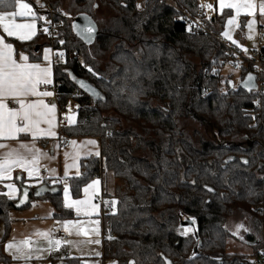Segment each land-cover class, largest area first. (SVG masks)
Wrapping results in <instances>:
<instances>
[{
  "label": "trees",
  "instance_id": "16d2710c",
  "mask_svg": "<svg viewBox=\"0 0 264 264\" xmlns=\"http://www.w3.org/2000/svg\"><path fill=\"white\" fill-rule=\"evenodd\" d=\"M26 1L38 16H48L46 6ZM169 1L192 14L199 8V0ZM141 2L72 0L65 11L61 0H48L51 17L61 22L56 36L49 39L43 31L47 23L38 20L35 38L12 40L33 60L39 58L34 48L45 45L64 53L53 65L57 104L63 111L71 99L81 108L75 124L61 133L99 138L100 155L81 160L82 175L69 178V189L79 197L94 176L104 171L114 175L117 203L103 215L102 246L103 257L119 264H264V90L239 85L249 73L244 64L237 85L232 74H222L229 57L215 37L189 31L166 2ZM93 5L112 13L98 19ZM79 13L97 23L99 33L91 45L72 32ZM225 17L210 21L215 36H220ZM70 52L81 60L70 58ZM80 78L98 89V98L78 89L75 81ZM260 81L264 77L256 78ZM193 119L208 136L197 128L186 129L185 122ZM55 188L32 198L30 194L29 200L44 198L54 206L55 216L70 218L62 190ZM15 208L16 199L0 193L3 264H11L3 245L8 213ZM235 212L249 220V231L238 237L227 228ZM185 216L195 223V233L182 234L179 223ZM231 235L249 245L252 255L227 252ZM49 260L84 264L68 256L64 247Z\"/></svg>",
  "mask_w": 264,
  "mask_h": 264
},
{
  "label": "snow or ice",
  "instance_id": "6c2138e0",
  "mask_svg": "<svg viewBox=\"0 0 264 264\" xmlns=\"http://www.w3.org/2000/svg\"><path fill=\"white\" fill-rule=\"evenodd\" d=\"M219 9L223 11L224 9H232L236 16L241 14L243 10L248 16H253L257 7L261 16H264V0H261L259 5L254 2V0H218ZM15 8L14 11H9L7 9ZM96 7V5H93ZM139 8L140 6L137 5ZM201 7L212 10V4H203ZM0 29L3 30L4 35L0 36V141L16 140L18 142V147L9 148L7 144L0 143V148H7L8 150L0 156V181L11 180L12 170L15 167H19L28 173L29 177H33L38 173V169L35 167L38 159L41 155H45L36 149L33 145L28 143H23L19 141L21 135H30L32 141L34 142L38 137L48 136L55 137L56 133L53 131L55 127L54 113L56 105H49L45 103L43 98L53 96V92L47 90H40V86L52 84V65L50 61L49 54L50 49H44V60L48 62L47 66L42 67L39 63H30L29 56L23 51L18 54L12 43L6 42L5 36L9 38H15L20 42L31 40L37 34V21L45 20L44 16H38L32 7L22 0H0ZM227 15V13H225ZM236 16H231L228 20V25H233L236 23ZM17 17H31L28 22L17 23ZM86 24L84 27L73 24V29L78 30V33L83 36L87 42H91L92 36L95 33V25L91 20L85 16ZM253 20H249L248 29L251 32L254 25ZM192 25H189L188 30L191 31ZM44 33L48 34L49 29L44 28ZM222 35L231 40L233 44L237 47H241L237 42L232 39L228 29L222 33ZM251 39V36L249 37ZM60 44H64V40L59 41ZM247 52V49H243ZM57 56L63 59L64 53L58 52ZM236 67H240L239 64ZM88 71L93 75L96 73L91 67ZM255 79L254 76L249 74L246 80L243 82L245 87L249 90L253 87L252 81ZM81 87L87 88V85L83 81L78 82ZM229 83H231L229 81ZM93 95L98 96L93 89H88ZM35 98V99H32ZM10 104L16 105L11 107ZM69 124H74L76 121L73 116L67 117ZM41 124H47L48 127L41 128ZM111 135V133H109ZM74 147L76 146V141L70 142ZM96 141L88 140L84 142V145H95ZM29 153L32 156L31 160H28L25 155L21 152ZM86 155H96L99 156V151L95 153L88 152ZM66 158L68 154H65ZM245 163H247L245 161ZM77 168L76 176L79 177L82 174L79 171V166L75 163L72 165ZM70 166L65 164V178H68V168ZM20 179V177H17ZM99 180H93L90 184L84 188V193L86 198L83 200H70L69 198V188L65 184L64 196H65V208L75 209L77 216L81 213L85 216H91L96 210V205L92 203V198L98 194ZM5 187L8 189L7 192L2 193L9 199H13L16 195L17 189L14 184H6ZM212 191V189H208ZM40 193L37 192V195ZM27 196V192L24 193ZM24 201L21 200V203ZM108 203V202H105ZM117 202L111 201V204L115 206ZM90 209V210H89ZM59 223V222H58ZM94 225H98L99 221H94ZM243 228L244 231H249V229L244 228L243 225H237V232L233 235H238L239 230ZM63 230L66 234L71 235L75 232L76 235H89L90 233L99 234L98 226H93L88 229L84 226V222L80 220L72 221L65 220L63 222ZM187 229L184 233L187 234ZM35 235L43 238L47 241L48 250L59 251L62 244H71V241H61L52 238L50 232H40L37 231ZM243 239V237H241ZM89 243L93 242L91 240L87 241ZM99 244V240L94 241ZM33 241L25 239L20 242L10 241L4 246L5 252H9L12 255L14 261H24L27 264L28 261L32 259H41L40 255L37 253L44 251L45 249L34 248ZM99 255V253H96ZM133 264V262H130Z\"/></svg>",
  "mask_w": 264,
  "mask_h": 264
},
{
  "label": "crops",
  "instance_id": "0c3cea01",
  "mask_svg": "<svg viewBox=\"0 0 264 264\" xmlns=\"http://www.w3.org/2000/svg\"><path fill=\"white\" fill-rule=\"evenodd\" d=\"M22 2L28 3L26 0H22ZM254 2L259 5L261 0H254ZM212 5L215 10L216 16H221L222 14L227 13L224 23L222 26V31L220 36L223 37L225 40L230 42L232 45L236 46L232 43L231 40L225 38L222 33L225 32L226 29L229 30L232 39H234L237 44L241 47H238L242 53H248L253 50L261 49L264 47V35L260 36V30L264 31V16H261L259 13V9L255 11L253 16H248L242 10L239 16H236V13L232 9H224L221 11L219 9L218 0H212ZM32 7V5H30ZM33 9V8H32ZM3 10V9H0ZM9 11H14L15 8L7 9ZM215 16V17H216ZM231 16H236V23L233 25H228V20ZM214 17V18H215ZM213 18V19H214ZM31 17H17V23H24L28 22ZM249 20H253L255 23L253 25V29L250 32L247 25ZM40 30L38 21H37V32ZM38 34V33H37ZM36 34V35H37ZM3 30L0 29V36H3ZM36 35L33 37L35 38ZM251 36V39L249 38ZM32 38V39H33ZM6 42L12 43L18 54L23 51L26 55L29 56L30 63H39L42 67L47 66L48 62L44 60V49L48 48L51 50L49 57L52 65V74H53V65L59 57L57 56L60 50L55 49L52 46L45 45L41 48H34V56H39L37 60H33L30 58V52L24 48H17L15 43L12 40L18 41L15 38L6 37ZM31 39V40H32ZM30 41V40H28ZM20 42V41H19ZM26 42V41H24ZM237 47V46H236ZM243 49H247L245 52ZM54 83V76L52 75V84L47 85L45 87H40V90H47L53 92V96L43 98L45 103L52 105H56L55 113H54V120H55V127L53 131L56 133L55 137H38L34 142L32 141V137L30 135H21L19 138L20 142L28 143L29 145H33L36 149L45 155H41L36 163L35 167L38 169V173L33 177H29L28 173L19 167H15L12 170V179L11 180H2L0 181V193L7 192L8 189L5 187L6 184H14L17 192L13 199H16L17 208L9 211L8 213V220L9 223V230L8 236L5 239L3 249L5 244L10 241L20 242L25 239L33 241L34 248L45 249L42 252L37 253L40 255L41 259H32L28 261L27 264H52L49 260V256L53 253H56V250H48L47 241L43 238L35 235L37 231L40 232H50L53 239H55V234L58 230H63V222L65 220H80L84 222V226L88 229H91L93 226H98L99 234L90 233L89 235H76L75 232L73 234L68 235V239L64 241H71V244H62L61 248L64 247L68 256H74L81 259L84 264H119L117 260L107 259L103 257V239H104V232H103V215L105 211L102 208L101 203L99 202V197L104 196L109 198L111 201L113 200V192H114V185H115V177L111 172L104 171L98 174L97 178H92L86 184L83 185L81 188V194L79 197H74L72 195L71 190L69 189V198L70 200H83L86 198L84 193V188L87 184H90L93 180H99L98 187V194L93 196L92 203L95 204L96 210L93 212L91 216H85L81 213L77 216L75 209H71L72 216L70 218H60L55 216V209L54 206L46 199H30V194L32 197H36L41 195V193L47 191L50 187L60 186L62 190V204L65 203V196H64V187L65 184L68 185L69 188V178L70 177H77L76 171L77 168L72 166L74 163L79 166V171L81 173V160L83 158L89 157L86 155L88 152L95 153L99 151L100 153V142L99 138L96 137H89V136H82V137H71L66 136L61 133V128L67 126H71L74 124H69L67 117L73 116L75 121L77 120L78 112L81 108L79 104H77L73 100H68L67 105L65 106V110L61 111L59 108V104H57V93L53 87ZM35 99V98H32ZM11 107H15L16 105L10 104ZM41 128H47V124H41ZM94 140L96 141L95 145H84L85 141ZM45 141V144L42 145L41 143ZM76 141V146L74 147L70 142ZM0 143L7 144L9 148H16L18 147V142L16 140H8V141H0ZM8 149L7 148H0V156H2ZM23 155L26 156L28 160L32 159L31 154L23 152ZM68 154L67 158L65 154ZM97 157L96 155H91ZM65 164H68L70 167L68 168V178H65ZM20 177V179H17ZM56 189V188H55ZM28 191V204L27 207H23L26 203V198H24V202L21 203L22 195L24 191ZM37 192L40 194L37 195ZM7 197V196H6ZM90 210V209H89ZM94 221H99L98 225H94ZM59 222V223H58ZM4 223L0 221V238L4 235ZM58 240V239H55ZM93 241L91 243L87 241ZM99 240L100 243L96 244L94 241ZM6 255L10 258L11 264H25L24 261H14L12 259V255L9 252H5ZM99 253V255H96ZM130 262L134 261H129ZM0 264H3L0 262Z\"/></svg>",
  "mask_w": 264,
  "mask_h": 264
},
{
  "label": "built area",
  "instance_id": "2783aa9c",
  "mask_svg": "<svg viewBox=\"0 0 264 264\" xmlns=\"http://www.w3.org/2000/svg\"><path fill=\"white\" fill-rule=\"evenodd\" d=\"M159 1L166 2L174 10H176L179 15L178 19L185 22L187 27H189V25H192L191 31L193 33L195 32L196 34H201V35L209 34L215 37L218 40V42L221 43L227 50V56L229 58L225 64L230 65L231 71L238 72L242 64L246 65L248 67L249 73L255 75L256 89L259 92L264 90V81H260L259 83L256 82V78L258 76L264 77V50L257 49L248 53H242L238 47L232 45L223 37L215 36V34H213L212 28H210V21L216 16L215 10L214 8L212 10H209L204 7H201V5L203 4H212V0H199V8L196 14H192L186 8H181V7L178 8L169 0H159ZM37 3L43 4L48 9V16L46 17V20L50 21V23H47V26L45 28L49 29V33L47 34V36L49 37V39H52L56 36L57 34L56 29L58 26L61 25V22L54 21V19L51 17V7L48 4V0H37ZM263 35H264V31L260 30V36L262 37ZM69 56L70 58H74L78 61L81 60L80 55L76 52H70ZM237 64H239L240 67H236ZM84 68H88V66L84 64ZM214 73H218V71L214 70ZM40 87L43 88L45 86L41 85ZM41 144L44 145L45 141H43ZM98 176L99 175L94 176V178H97ZM99 202L101 203L104 211H113L114 206L111 204V200L109 198L100 196ZM55 239L61 241L67 240L68 234H66L64 230H58L55 234Z\"/></svg>",
  "mask_w": 264,
  "mask_h": 264
},
{
  "label": "rangeland",
  "instance_id": "374dc122",
  "mask_svg": "<svg viewBox=\"0 0 264 264\" xmlns=\"http://www.w3.org/2000/svg\"><path fill=\"white\" fill-rule=\"evenodd\" d=\"M72 0H61V8L65 11L66 9L68 8V6L70 5L69 3L71 2ZM142 0H140V4H142L141 2ZM111 11L108 10V9H105L103 8L102 6L100 5H97L96 6V11H95V17H97L98 19H101V18H107L108 15H111ZM222 74L227 77L229 74H232V82L234 85H237L238 82H239V73L236 72V71H231V68H230V65L229 64H225L223 66V69H222ZM185 126H186V129H188L189 131H193L194 129H199L201 130L206 136H208L207 134V131L206 129L203 128V125L196 119V120H188L185 122ZM113 201V200H112ZM114 209H115V206H114ZM187 217L185 216L183 218L186 219ZM248 217L245 215V214H241L239 212H235L233 213V215L228 219L227 221V228H229L231 230L232 233L234 232H237V225H243L244 228H247L248 229ZM179 227L181 230H185L187 229V233H191L192 232V229L190 226H183L182 225V222L179 223ZM244 233V229L241 228L239 230V233L238 235H235L236 237L238 236H242V234ZM236 237L234 236H230L228 237L227 239V252H230V253H236V254H243V253H248L249 256L252 255L253 251H252V248L247 245L245 242H241L239 241L238 239H236Z\"/></svg>",
  "mask_w": 264,
  "mask_h": 264
},
{
  "label": "water",
  "instance_id": "95a60500",
  "mask_svg": "<svg viewBox=\"0 0 264 264\" xmlns=\"http://www.w3.org/2000/svg\"><path fill=\"white\" fill-rule=\"evenodd\" d=\"M85 16H87V17L91 20V22L95 25V29H96L95 33H94L93 36H92V39H91V42H90V43L87 42V41L83 38V36L80 35V34L78 33V30H74V29H73V24L79 25L81 28L85 26V24H86V21H85V19H84ZM71 29H72V32H74L75 36H76L78 39H80V40H81L84 44H86V45H91V44H93V43H94V40H95V37H96L97 34L99 33V32H98V26H97V23L95 22L94 18L90 17V16L87 15L86 13H79V14L75 17L74 21H73L72 24H71ZM249 74H250V73H248V74L244 77V79H243L242 81L239 82V85H240L241 87H243L244 89H247V90H249V88H248V87H245L243 82L246 80V78H247V76H248ZM251 75L255 77L254 74H251ZM79 81H83V82L85 83V85H87V88L81 87V85L78 83ZM75 83H76L78 89H80V90H82L83 92L87 93V94H88L89 96H91L93 99H96V98L99 97V95H98V96L93 95L92 92L88 90V89L90 88V89L95 90L97 93H99L98 89L94 88V87H93L89 82H87L86 80L80 78V79H77V80L75 81ZM252 85H253V87L251 88V90L256 88V85H255V79L252 81ZM249 91H250V90H249ZM55 191H56V189H52V192H55ZM26 192L29 193L27 190H26ZM24 193H25V191H24ZM24 193H23V195H22V200H24V198H26V203H27V201H28V197L25 196ZM26 203H25V204H26ZM182 225H183V226H190L191 229H192V232H193V233L196 232V229H195V223H194V222L192 221V219H190L189 217H187L186 219L182 220Z\"/></svg>",
  "mask_w": 264,
  "mask_h": 264
}]
</instances>
